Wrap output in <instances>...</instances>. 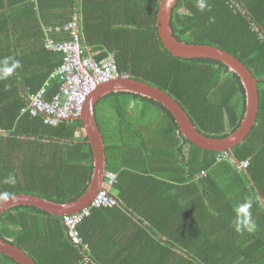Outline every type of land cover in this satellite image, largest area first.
<instances>
[{
    "label": "trees",
    "instance_id": "16d2710c",
    "mask_svg": "<svg viewBox=\"0 0 264 264\" xmlns=\"http://www.w3.org/2000/svg\"><path fill=\"white\" fill-rule=\"evenodd\" d=\"M208 2L211 11L200 12L196 0H177L170 29L180 41L231 53L250 70L259 94L251 131L226 150L229 158L218 160L219 151L184 137L161 102L133 92L105 94L94 114L106 171L116 174L109 189L116 204L90 207L76 226L80 242L70 237L65 214L20 204L0 215V236L36 264H264V0ZM159 3L0 0V58L12 56L22 65L0 80V180L10 173L17 178L14 186L0 184V191L65 203L90 184L93 152L82 120L49 125L41 115L20 113L29 94L45 83L47 100L59 89L60 80L50 75L62 53L44 47L43 28L64 24L74 13L80 14L82 43L97 60L112 56L121 75L167 92L200 133L222 138L240 125L245 112L240 76L221 60L169 52L157 32ZM52 35L69 38L64 30ZM176 192L179 216H151ZM245 198L252 201L257 228L237 233L231 227L233 206ZM109 212L125 215L128 234H94V225L109 224ZM0 264L20 263L0 252Z\"/></svg>",
    "mask_w": 264,
    "mask_h": 264
},
{
    "label": "water",
    "instance_id": "95a60500",
    "mask_svg": "<svg viewBox=\"0 0 264 264\" xmlns=\"http://www.w3.org/2000/svg\"><path fill=\"white\" fill-rule=\"evenodd\" d=\"M177 0H160L156 27L158 36L165 48L172 54L183 58L208 57L224 62L230 70L236 72L245 88V112L240 125L222 138H214L200 133L191 122L188 114L179 103L167 92L128 76H120L100 84L87 97L82 114L83 131L93 152V173L90 184L85 192L73 201L59 203L38 195L17 193L15 200L0 202V215L6 209L20 204L34 205L54 214L79 212L87 207L95 194L102 187L106 173V159L102 133L95 119V105L105 94L112 91H126L153 98L165 105L175 116L179 130L184 137L195 145L212 151L229 150L240 143L251 131L258 113L259 94L257 81L246 65L231 53L209 44L186 43L176 39L170 29V16ZM0 252L12 257L20 264H36L33 258L20 247L0 236Z\"/></svg>",
    "mask_w": 264,
    "mask_h": 264
},
{
    "label": "built area",
    "instance_id": "2783aa9c",
    "mask_svg": "<svg viewBox=\"0 0 264 264\" xmlns=\"http://www.w3.org/2000/svg\"><path fill=\"white\" fill-rule=\"evenodd\" d=\"M80 15L75 13L72 18L63 25L48 26L45 28L44 47L62 53L61 63L53 70L50 77L60 80L59 89L50 99H45V83L37 92L29 94L28 101L20 110L31 116L41 115L44 122L55 125L62 120L78 117L84 108L88 95L100 84L111 79L126 76L118 72L117 65L112 56H106L100 60L95 54L90 53L82 43V35L79 28ZM66 31L68 39H55L50 34L54 31ZM229 158V153L219 151L217 159ZM232 160V159H230ZM246 162L243 165L246 166ZM116 179V174L106 171L102 187L93 197L91 203L79 212L67 213L63 218L68 227V233L75 242H80L76 226L89 215L91 206H112L116 200L110 196L109 189Z\"/></svg>",
    "mask_w": 264,
    "mask_h": 264
},
{
    "label": "clouds",
    "instance_id": "9594fccd",
    "mask_svg": "<svg viewBox=\"0 0 264 264\" xmlns=\"http://www.w3.org/2000/svg\"><path fill=\"white\" fill-rule=\"evenodd\" d=\"M196 7L200 12H204L205 10L211 11V5L209 4L208 0H196ZM213 19V17H209L210 22ZM21 67L22 65L20 61L12 56L0 58V80L8 79L11 75H13V73L16 72L17 69ZM16 183L17 178L11 173L7 175L3 180H0V184L14 186ZM15 199L16 196L13 192L0 191V202H8L9 200L12 201ZM251 208L252 201L247 198H245L243 202L233 206L234 219L231 221V227L234 229L235 232L243 233L246 231L248 233H252L256 231L257 225L252 218V212L250 211Z\"/></svg>",
    "mask_w": 264,
    "mask_h": 264
},
{
    "label": "crops",
    "instance_id": "0c3cea01",
    "mask_svg": "<svg viewBox=\"0 0 264 264\" xmlns=\"http://www.w3.org/2000/svg\"><path fill=\"white\" fill-rule=\"evenodd\" d=\"M59 25H63V24H59ZM48 26H52V25H48ZM48 26H44V28H43L44 33H45V28L48 27ZM55 26H57V25H55ZM52 33H51V36L53 38L59 39V38L54 37L52 35ZM90 53L96 54L94 52H90ZM37 69L38 68L35 65V66H32L31 68L27 67L26 71L28 73V72H31V71L37 70ZM176 198H177V192L173 193L172 196H169V198L167 200L162 199L161 202H159V203L157 202L158 204L156 205V212H157L158 215L155 214V215H151V216H179L178 207H180L181 203L178 200H176ZM174 208H175V211H174ZM171 209H173V210H171ZM107 216L109 217V219H108V223L109 224L103 223L102 225H94V234H98V233L102 234L103 231H106V230L111 232V233H114V234H121V235L128 234V232L126 233L125 230H126L127 227H129V226H127V223H130V222H128L127 219L123 218V217H125V215L121 214L120 212H109V213H107ZM130 230H131V228H130ZM140 235L141 236H139V237H141L142 240L146 238V236L144 234H140ZM138 249H140V247Z\"/></svg>",
    "mask_w": 264,
    "mask_h": 264
},
{
    "label": "rangeland",
    "instance_id": "374dc122",
    "mask_svg": "<svg viewBox=\"0 0 264 264\" xmlns=\"http://www.w3.org/2000/svg\"><path fill=\"white\" fill-rule=\"evenodd\" d=\"M105 105H107V103H104Z\"/></svg>",
    "mask_w": 264,
    "mask_h": 264
}]
</instances>
